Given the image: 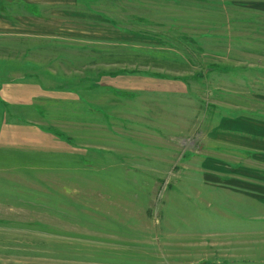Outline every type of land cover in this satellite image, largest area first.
<instances>
[{
	"label": "rangeland",
	"instance_id": "rangeland-1",
	"mask_svg": "<svg viewBox=\"0 0 264 264\" xmlns=\"http://www.w3.org/2000/svg\"><path fill=\"white\" fill-rule=\"evenodd\" d=\"M19 81L0 264H264V0H0Z\"/></svg>",
	"mask_w": 264,
	"mask_h": 264
},
{
	"label": "crops",
	"instance_id": "crops-1",
	"mask_svg": "<svg viewBox=\"0 0 264 264\" xmlns=\"http://www.w3.org/2000/svg\"><path fill=\"white\" fill-rule=\"evenodd\" d=\"M38 97L37 85L30 82L0 84V148L10 150V132L23 128V124L15 122L10 116V107L31 105Z\"/></svg>",
	"mask_w": 264,
	"mask_h": 264
},
{
	"label": "trees",
	"instance_id": "trees-1",
	"mask_svg": "<svg viewBox=\"0 0 264 264\" xmlns=\"http://www.w3.org/2000/svg\"><path fill=\"white\" fill-rule=\"evenodd\" d=\"M28 7L31 8L30 10H34L36 13H38L36 6L28 4Z\"/></svg>",
	"mask_w": 264,
	"mask_h": 264
}]
</instances>
